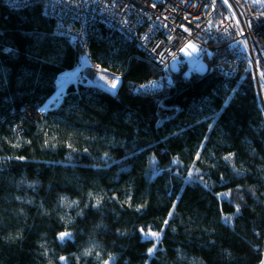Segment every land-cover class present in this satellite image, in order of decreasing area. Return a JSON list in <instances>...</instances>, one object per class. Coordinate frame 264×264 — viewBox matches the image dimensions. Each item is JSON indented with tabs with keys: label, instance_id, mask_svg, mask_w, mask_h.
Here are the masks:
<instances>
[{
	"label": "trees",
	"instance_id": "obj_1",
	"mask_svg": "<svg viewBox=\"0 0 264 264\" xmlns=\"http://www.w3.org/2000/svg\"><path fill=\"white\" fill-rule=\"evenodd\" d=\"M64 22L0 2V264H261L264 116L246 64L163 83L117 30L91 24L85 48ZM86 54L121 77L115 93L80 77L51 100Z\"/></svg>",
	"mask_w": 264,
	"mask_h": 264
},
{
	"label": "built area",
	"instance_id": "obj_2",
	"mask_svg": "<svg viewBox=\"0 0 264 264\" xmlns=\"http://www.w3.org/2000/svg\"><path fill=\"white\" fill-rule=\"evenodd\" d=\"M0 2L10 8L39 3L44 14L65 21L57 31L85 48L90 38V25L105 24L133 40L144 59L165 73L161 75L163 83L173 85L172 74L181 68L186 75L193 73L180 53L189 42L197 48L193 54L208 63V71L234 77L239 74L243 61L264 116V2L260 0H227V3L225 0ZM85 70V67L81 69V77L86 76ZM34 112L37 113L35 109ZM261 264H264V256Z\"/></svg>",
	"mask_w": 264,
	"mask_h": 264
},
{
	"label": "rangeland",
	"instance_id": "obj_3",
	"mask_svg": "<svg viewBox=\"0 0 264 264\" xmlns=\"http://www.w3.org/2000/svg\"><path fill=\"white\" fill-rule=\"evenodd\" d=\"M134 43V42H133ZM189 51H191L189 49ZM182 57L184 58L185 62L187 63V66L189 68H191L194 71H198V72H204L207 69L208 63L200 58V57H196L193 53L191 56H187L185 55L183 52H181ZM85 59V60H84ZM81 62L84 64L85 61H87V63L84 65L86 69H90V68H94L95 70V78L93 81L90 82L87 74L84 73L83 76L84 78H86V84L88 85H94L96 87H98L99 89H104L105 91L109 92V93H115L116 89H118L119 85H120V80L121 77H119V75H115V74H110L109 72H106L100 68H97L96 64L91 62V58L88 57V55L86 54L84 57H81ZM81 65H76L75 67H73V69H70L69 71H64L58 74V76L56 77V88L58 90V93L51 99V100H56L57 98H59V96L61 95V93H63L64 87L69 85V83H77V80L80 79L81 75H80V71H81ZM103 75L104 77H106V80H101L100 76ZM78 78V79H77ZM118 78V79H117ZM113 81H117V87L113 90L111 88V83ZM34 109L37 113L34 112ZM23 116L24 118L31 122V123H35L40 116L42 115V112L40 109H37V107L31 106V105H27V107H25V109L23 110Z\"/></svg>",
	"mask_w": 264,
	"mask_h": 264
},
{
	"label": "snow or ice",
	"instance_id": "obj_4",
	"mask_svg": "<svg viewBox=\"0 0 264 264\" xmlns=\"http://www.w3.org/2000/svg\"><path fill=\"white\" fill-rule=\"evenodd\" d=\"M260 2H264V0H260ZM225 3H227V0H225ZM239 23V21H237V24ZM185 31H188V29H184ZM189 49H191V51H189ZM181 52H183L185 55H187V56H191L192 55V53L193 52H196L197 51V48H196V46L194 45V44H192L191 42H189L188 44H186L184 47H182L181 49ZM173 55H175V54H173ZM85 63H87V61H85ZM97 68H99V66L97 65L96 66ZM104 71H107L106 69L104 70ZM100 79L101 80H106V77H104L103 75H101L100 76ZM118 79V78H117ZM117 87V81H113L112 83H111V88L114 90L115 88ZM199 157L197 156V159H198ZM227 159V158H226ZM237 211H239V208H237ZM165 223H167V221H165ZM70 234H61V239H63L65 236H69ZM147 235H150V236H155L156 238H158L159 237V233L157 232V233H155V234H153V233H151V232H149V233H147ZM152 250L150 249L149 250V252H151Z\"/></svg>",
	"mask_w": 264,
	"mask_h": 264
},
{
	"label": "bare ground",
	"instance_id": "obj_5",
	"mask_svg": "<svg viewBox=\"0 0 264 264\" xmlns=\"http://www.w3.org/2000/svg\"><path fill=\"white\" fill-rule=\"evenodd\" d=\"M85 74H87L88 77L91 78V80L96 79V78H95V74H96V73H95L94 68H90V69L85 70Z\"/></svg>",
	"mask_w": 264,
	"mask_h": 264
},
{
	"label": "water",
	"instance_id": "obj_6",
	"mask_svg": "<svg viewBox=\"0 0 264 264\" xmlns=\"http://www.w3.org/2000/svg\"><path fill=\"white\" fill-rule=\"evenodd\" d=\"M82 78V82H86V78L84 77H81Z\"/></svg>",
	"mask_w": 264,
	"mask_h": 264
}]
</instances>
